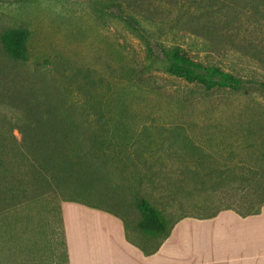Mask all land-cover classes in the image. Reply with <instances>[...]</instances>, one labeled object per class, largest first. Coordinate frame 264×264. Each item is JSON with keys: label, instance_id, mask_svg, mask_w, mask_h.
<instances>
[{"label": "rangeland", "instance_id": "rangeland-1", "mask_svg": "<svg viewBox=\"0 0 264 264\" xmlns=\"http://www.w3.org/2000/svg\"><path fill=\"white\" fill-rule=\"evenodd\" d=\"M128 16L140 23L139 35ZM12 30L28 33L21 59L5 50L3 37ZM169 46L245 87L206 91L169 75L162 63ZM260 53L263 0H0V149L45 153L34 163L41 175H30L44 192L40 199L0 211V256L58 264L64 200L116 212L147 249L160 235L139 228L140 197L170 219L255 203L263 194L247 166L258 173L264 167ZM30 116L49 124L30 126ZM247 119L256 121L251 137L241 130ZM179 134L190 141L162 143ZM197 147L201 169L208 168L203 187L192 181ZM14 161L5 170L19 169L22 161ZM226 168L236 179L217 182Z\"/></svg>", "mask_w": 264, "mask_h": 264}, {"label": "crops", "instance_id": "crops-1", "mask_svg": "<svg viewBox=\"0 0 264 264\" xmlns=\"http://www.w3.org/2000/svg\"><path fill=\"white\" fill-rule=\"evenodd\" d=\"M59 210L63 254L58 264H264V206L246 217L224 210L210 219L184 218L149 255L116 212L76 200H64ZM0 257V264H21L15 254Z\"/></svg>", "mask_w": 264, "mask_h": 264}, {"label": "trees", "instance_id": "trees-1", "mask_svg": "<svg viewBox=\"0 0 264 264\" xmlns=\"http://www.w3.org/2000/svg\"><path fill=\"white\" fill-rule=\"evenodd\" d=\"M125 22L132 27L133 33L139 35L142 31V27L135 17L128 16L125 18ZM27 40L28 33L23 30L9 31L3 37V43L5 45L6 52L15 59L23 58ZM162 55L163 67L169 75L181 78L189 83L199 84L206 91H212L215 89H229L232 91H239L243 89L247 83L243 79L236 77L231 73L225 72L219 67L205 66L202 63L195 62L185 53H183L179 46L164 47L162 50ZM257 58L259 61L264 62V54L260 53ZM257 85L260 89L264 90V83L257 82ZM244 122L245 123L241 125V130H243L247 136L251 137L252 126L256 121L253 119H247ZM28 123L30 126H35L39 123L49 124V120L46 117H39V119H35L30 116L28 117ZM75 123L78 124L74 121V124ZM261 128H264V126H261ZM188 140L190 141V138L186 135L179 134L177 137L174 135H167L162 143L165 142V145H167L168 148H171L172 145L178 142H185ZM26 141L27 139L23 137L21 142L25 143ZM13 142L17 144L18 140L14 137ZM262 143L264 146V139H262ZM18 145H20V142ZM249 146L250 145L247 147ZM25 148L26 147L21 145V147L19 146L17 149H0V211L18 208L20 206L33 203L34 201L36 202L44 193L43 190L39 189L40 187H35L37 185L35 182L33 183L31 181L30 175L33 177H38L41 175L42 171L36 169V165L34 163L38 162L41 159L40 156L45 153L42 151H32L28 148ZM196 153L198 154L196 163L198 165V170L195 175L192 176V181L197 186L203 187L205 186L207 178L206 171L208 168L205 167L203 170L201 169V167L204 166V156L201 154V149L197 147ZM12 159L15 160L14 162H17L16 160L18 159L21 160L22 165L18 166L19 169L15 171L5 170L6 162ZM260 159H263L264 163V150H262L260 153ZM248 170L251 171L252 174L255 172L253 174V178H255V184L263 194L262 196H259V199L255 201V203L245 202L238 208L228 206L198 219L213 218L224 210H233L243 217L260 214L261 209L264 206V167L260 170L262 173H258L254 166H247V171ZM236 172L237 171L234 168L221 169L220 171H217V174H220V176H218L216 181L220 182L218 180H220V178L222 179L223 177L224 179H228L231 182L236 179ZM203 205H206L205 201L203 202ZM138 207L141 212L139 228L145 233L152 235L156 234L158 236L160 235V242L151 249H147L144 246L138 244V246L146 255L153 254L159 249L162 242L170 236L174 226L179 221L187 217L197 218L194 216L185 215L170 219V213L165 208H156L144 197L138 198Z\"/></svg>", "mask_w": 264, "mask_h": 264}]
</instances>
